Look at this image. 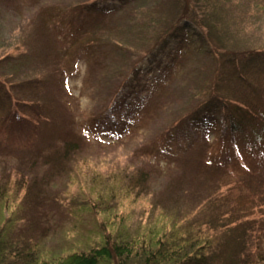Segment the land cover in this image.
Returning <instances> with one entry per match:
<instances>
[{
  "label": "rangeland",
  "instance_id": "obj_1",
  "mask_svg": "<svg viewBox=\"0 0 264 264\" xmlns=\"http://www.w3.org/2000/svg\"><path fill=\"white\" fill-rule=\"evenodd\" d=\"M92 1L20 0L15 10L0 7V56L17 41L15 45L27 50L23 60H28L4 66L14 68L11 74L7 72V87L21 101L44 100L42 107H37L42 114L39 121L23 106L21 123L28 125L24 115L33 121L26 132L19 133L16 126L10 132L1 123L9 105L0 88V175L4 169L13 170L11 175L18 180L11 184L13 203L4 213L7 216L12 209L15 217L14 225L7 226V241L37 240V225L41 224L46 228L44 240L37 243L43 248L38 253L41 258L86 251L96 244L100 233L121 230L138 237L147 228L161 231L168 221L161 209L166 207L169 212L168 206L175 202L169 188L175 191L179 182L184 189L179 199L181 213L188 211L189 219L194 211L199 212L198 205L205 217L211 210L225 208L226 202H220L216 209L212 204L204 206L201 199H221L219 190L228 195L224 183L245 175L244 169L226 160L229 165L222 169L230 171L229 175L202 160L233 154L225 138L221 139L229 124L224 102L237 98L244 106L249 97L256 96L257 86L264 85L263 77L259 78L264 66L261 68L259 62H249L251 66L242 57L225 55L220 67L214 68L212 60L217 58H211L205 36L189 20L181 21L179 28L153 43L155 33L128 19L126 10L136 9L142 13L139 18L145 17V10L158 0H134L125 7V0H95L99 9L112 10L109 25H121L122 30L115 28L107 43H97L94 48L79 46L76 34L60 28L54 16L71 5ZM222 8L221 28L226 27L225 35L240 43L230 45L264 49V0H230ZM165 10L162 18L166 19L170 12ZM62 16L64 26L67 22L87 26L97 19L90 10L82 14L74 8ZM77 31L80 34L83 30ZM85 55L87 59L82 57ZM5 61L2 63L7 64ZM45 106L47 111L52 106L49 119L43 113ZM225 118L226 123L220 124ZM211 119L218 124L216 130L209 129ZM63 131L86 146L81 155L88 158L82 164L75 151L63 164L68 173L58 164L54 148ZM237 139L243 144L241 135ZM50 155L54 157L52 164ZM248 164L252 166L253 161ZM22 176L35 185V195L42 192L35 200L22 198V190L17 188ZM136 176L142 177L135 184ZM260 187L264 189L263 182ZM231 200L246 207L236 195ZM258 247L264 258V236Z\"/></svg>",
  "mask_w": 264,
  "mask_h": 264
},
{
  "label": "trees",
  "instance_id": "obj_2",
  "mask_svg": "<svg viewBox=\"0 0 264 264\" xmlns=\"http://www.w3.org/2000/svg\"><path fill=\"white\" fill-rule=\"evenodd\" d=\"M132 1L134 0H125L122 7H125ZM229 1L158 0L156 4L154 3L153 6L145 10L146 15L145 17L141 16V18H139L142 14L141 11L133 8H131L132 10L126 11L129 14L128 19L130 18L135 23L138 22L136 23L137 25L142 24V27L149 29L150 33L156 34H154L153 43L158 42L165 34L174 30V28H179L177 25L181 21L189 20L201 30L203 37L205 36L211 58H217L216 60H212V66L214 68L220 67L221 59L225 55H233L235 58L242 57L247 64L252 62L258 65L257 62H259L262 68L264 66V49L260 48L256 50L253 48H245L242 45H238L240 48L235 49L233 47L234 45L230 44L232 42L234 43V41L236 44L239 42L225 35L226 27L221 28L224 18L222 5H227ZM19 3L20 0H0V7H9L15 10L16 4ZM87 5L89 9L86 8ZM71 8L76 9V11L82 14L84 11L88 12L90 10V12L95 14L97 19L90 22L87 26L82 23L72 26L68 22L64 26L62 25L64 18L62 15L71 10ZM164 8H166L167 12H170L169 17L166 19L162 18ZM166 10L164 13H166ZM111 11L99 9L97 7V1L93 0L84 6L71 5L61 12L58 11L54 18L59 20L60 28L64 27L71 33L76 34L77 45H90V48H94L97 43H107L110 32L115 28L122 30L120 24H118L120 25L118 27L117 25L113 27L109 25L111 19L108 18V14ZM105 20H108V22L104 23L103 21ZM161 20L162 22L159 23ZM79 29L83 30L80 34L77 31ZM48 38L51 39L50 37ZM15 44H17V41ZM15 44L12 45L13 48L8 53L0 56V88L5 94L4 102L6 103L7 101L9 105L7 107L8 110H6L7 114L1 123L6 130L13 132V128L16 126L18 132L21 133L26 132L25 129L29 127L28 125L33 119L30 116L24 115L26 120L23 121L28 123V125L24 126L21 123L20 110H22L23 106H27L32 111V116L39 121L42 114L37 107L38 105L41 106V103L44 104V100H40L39 102L34 100L31 102L21 101L9 91L7 82H10V80H6L9 76L7 72L11 74L14 68H4V66L8 65L9 67V65H15V63L21 61L28 62V60H23L26 58L27 50L19 48L20 45ZM115 44H117L116 41L113 42L112 46ZM33 49L35 51L36 48L34 47ZM141 53H135L132 56L135 55L137 57ZM82 57L87 59L88 55ZM3 60H6L5 62L7 64L2 63ZM88 61L91 62V57ZM240 64L242 65V62ZM250 65L252 66V64ZM260 77H263L261 82L264 83V74H261ZM24 83L26 84V82ZM257 88L256 96L254 94V97H249L250 102L247 103L245 101L244 103L247 104L244 106L241 100L236 102L237 98L224 102V106L229 111V124L227 126L225 125L221 139L225 138L226 145L233 154L228 157L223 155H210L211 160H202V163H205L207 166L214 165L218 170L229 165H227L228 162L226 163V160L244 169L243 172L245 175L236 177V179L234 176L232 181L224 183L228 195L219 190L220 197L222 194L221 199L209 201L206 199L207 202L204 201V198L201 199L204 206L212 204L214 206L213 208L218 207L220 202H226L225 208L219 209L217 212L211 210L207 213L206 218L203 216L201 206L199 207L198 205L199 212L194 211L193 218L189 219L188 211L181 213L182 204L179 199L184 195V189L179 185L181 183L179 182L176 185L175 191L172 190V187L169 188L173 192V201H175L172 205L168 206L169 212H167L166 207L161 209L165 213V216H168L167 225L161 231H153L152 227L150 229L147 228V231L142 232L138 237L125 234L121 230L112 233H100L96 244L92 245L86 251H74L57 258H55L56 256L41 258V254L38 255V253L43 248L41 246L37 247V243H42L46 231V228H42L41 224L40 226L37 225L39 229L37 240L30 239L29 241H15L12 243L7 241V226L14 225L15 217L11 216L12 209L7 216L4 213L8 206H10V202L11 204L13 203L10 201V196L14 195L9 190L11 184L14 186L18 180L11 175L13 170L7 172L4 169L3 174L0 175V264H217L219 260H222V264H264V258H261L258 247L259 241L264 236V225L261 224L264 219V189L260 187V183H264V85L257 86ZM242 98L244 99L246 97L243 95ZM253 98L259 100H254ZM51 102L53 103V101ZM56 108L57 106L53 105V109L56 110ZM233 112L236 114H232ZM43 113L46 118H51L53 113L52 106L49 111H47L45 106V112ZM227 119L225 118L220 124L226 123L225 120ZM213 120H208L207 124H209V129L216 130L218 124L216 121L213 122ZM30 132L28 130L27 133ZM207 133L210 132L207 131L205 133V136L208 137ZM12 135L14 134L12 133ZM237 135H241V138L244 140L243 144H240V139H237ZM58 136L57 146L54 148L57 151L56 156L59 159L58 164H60L61 168L75 151H78L80 154L78 160H81L82 164L88 162V158L83 159L85 155H81V152L84 151L83 149L86 146L80 144L76 138L68 137V134L64 131L59 132ZM219 137L216 138V143ZM241 146L243 147L241 148ZM220 147L224 149V143L221 142ZM50 158L52 159V164L54 157L50 155ZM249 161H253L252 166L248 164ZM63 169L65 170L64 166ZM222 170L232 175L230 171ZM49 171L53 172L52 170ZM13 173L18 174V172ZM65 173L68 172L65 170ZM141 177H135V180H137L135 184L140 182ZM18 184L17 188L19 192L22 190V198L26 197L27 199L35 200L42 193L39 192L36 195L33 193L35 185H31L26 176H22ZM131 190L127 189V192ZM106 192L109 193V190ZM235 195L244 201L243 204L246 207L231 200V197ZM84 202L82 204L85 211H88L89 206H86ZM33 206L34 204L32 203ZM92 208L97 210L96 206ZM173 210L175 212L172 213ZM183 218L186 219L185 222H183ZM99 226L104 228V222L99 224Z\"/></svg>",
  "mask_w": 264,
  "mask_h": 264
}]
</instances>
